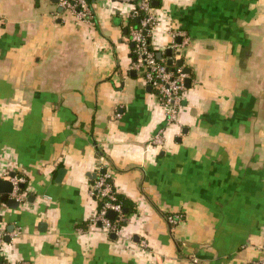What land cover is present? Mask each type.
<instances>
[{"label":"crops","instance_id":"1","mask_svg":"<svg viewBox=\"0 0 264 264\" xmlns=\"http://www.w3.org/2000/svg\"><path fill=\"white\" fill-rule=\"evenodd\" d=\"M153 1L156 54L191 68L176 122L133 65L136 0H89L80 21L59 1L0 0V175L26 178L19 207L0 205V228L15 227L5 261L264 257V0ZM102 172L125 200L116 239L90 226Z\"/></svg>","mask_w":264,"mask_h":264},{"label":"built area","instance_id":"2","mask_svg":"<svg viewBox=\"0 0 264 264\" xmlns=\"http://www.w3.org/2000/svg\"><path fill=\"white\" fill-rule=\"evenodd\" d=\"M59 3L71 12L77 21L85 20L90 14L89 0H59ZM141 9L145 12L141 26L132 28L130 40L136 44V59L134 67L144 70V79L148 85L154 90L158 102L165 107L167 121H179L180 109L183 101V93L186 89L187 73L184 71L183 65H177L176 60L182 59L180 55L173 57V65H168L164 59H159L154 49L149 46L146 33L150 31L151 35L157 23V14L151 0H141ZM135 8L133 15L135 14ZM183 42L175 43V47L185 45L189 37L184 33ZM175 35V36H176ZM164 129H158L151 138V142L155 145H163L165 143ZM0 179L1 175H0ZM13 183L12 197L23 201L26 198L25 193L21 192L20 183L26 182L24 176L14 177L10 179ZM89 193L97 201L103 200L102 206H99L96 213L91 218L90 226L97 223L99 228L106 234L115 233L119 235L121 232V221L125 219V211L123 203L119 200L115 184L110 173L102 172L90 186ZM109 211L116 213L115 218L108 216ZM183 218L181 212L169 215L168 219L172 225L178 224ZM7 231L0 228V264H12L3 259V248L7 245ZM144 247L147 246L146 240L142 241ZM255 264H264V257L257 260Z\"/></svg>","mask_w":264,"mask_h":264},{"label":"water","instance_id":"3","mask_svg":"<svg viewBox=\"0 0 264 264\" xmlns=\"http://www.w3.org/2000/svg\"><path fill=\"white\" fill-rule=\"evenodd\" d=\"M54 2H58L59 0H53ZM157 2L153 1L152 4L155 5ZM173 50L171 48H169L167 50V55L170 56V58L168 59L167 63L168 65H173L174 61L173 58H171ZM157 57L159 59L163 58V53L162 52H157ZM135 60V59H134ZM184 61L183 59H178L176 60V64L177 65H183ZM184 71L185 73H190L191 72V68L186 66L184 67ZM186 86L190 87L191 86V77H187L186 78ZM151 89V87H149ZM15 176V174H11V177ZM93 177H96V174L94 173ZM25 187L24 183H20V188H21V192H23V188ZM13 183L11 182L10 179H0V205L2 203H6L8 206L12 207V208H17L20 205V200L16 199L15 197H12L11 194L13 192ZM125 211V210H124ZM116 213L114 211H109L108 216L111 219L115 218ZM15 227L13 225H11L10 227H8V232L9 234L12 233L14 231ZM7 235L6 236V241L9 243L11 242V235ZM116 234L115 233H111V238L116 239Z\"/></svg>","mask_w":264,"mask_h":264},{"label":"trees","instance_id":"4","mask_svg":"<svg viewBox=\"0 0 264 264\" xmlns=\"http://www.w3.org/2000/svg\"><path fill=\"white\" fill-rule=\"evenodd\" d=\"M141 1V0H140ZM152 1L153 0H151V3H152ZM136 2H137V5H135V14L133 15H131V17L132 18H130L129 20H128V25H127V27H128V31H129V33H131V29L129 28V25H133V28L135 27V28H137V27H140L141 26V23H142V20H143V18H144V15H145V12L141 9V6H140V3H139V0H136ZM146 36H147V39H148V41H149V46H150V48L151 49H154L153 48V46H152V44H151V33H150V31H148L147 33H146ZM133 43V46H134V50H136V44L134 43V42H132ZM136 52L134 51V58L136 59ZM118 196H119V200L123 203V206H124V208H125V200L120 196V194H118ZM103 200H101L100 201V206H102V204H103ZM126 215L127 214H125V217H126ZM125 221H126V218L123 220V221H121V225L123 224V223H125Z\"/></svg>","mask_w":264,"mask_h":264}]
</instances>
